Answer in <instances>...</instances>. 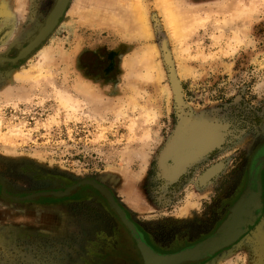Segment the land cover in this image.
Instances as JSON below:
<instances>
[{
  "label": "rangeland",
  "instance_id": "obj_1",
  "mask_svg": "<svg viewBox=\"0 0 264 264\" xmlns=\"http://www.w3.org/2000/svg\"><path fill=\"white\" fill-rule=\"evenodd\" d=\"M54 1L0 0V57L32 39ZM262 143L264 0H69L25 58L0 64L6 194L95 181L157 252L213 232ZM0 264L142 263L85 185L24 201L0 186ZM197 264H264V170L259 219Z\"/></svg>",
  "mask_w": 264,
  "mask_h": 264
},
{
  "label": "water",
  "instance_id": "obj_2",
  "mask_svg": "<svg viewBox=\"0 0 264 264\" xmlns=\"http://www.w3.org/2000/svg\"><path fill=\"white\" fill-rule=\"evenodd\" d=\"M69 0H63L62 10L56 20L52 23L50 29L45 30L42 34L47 19L56 7L58 0L54 4L44 19L43 24L39 27L36 34L23 47H20L13 58L0 57V64H15L17 61L25 58L37 45H39L47 35L52 31L58 19L61 17ZM39 36V37H38ZM179 97V95H178ZM264 167V144L260 145L252 154L247 169V180L243 190L234 203L227 209L224 219L218 224L213 232L204 239L182 248L178 251L161 254L150 248L140 237L136 228L126 217L124 211L113 199L110 191L92 180H81L63 189L62 191H51L34 193L22 198L9 197L4 192V184L0 178L1 194L13 201L34 199L38 196L66 197L80 186H90L100 197H102L110 211L117 217L121 225L127 230L134 241L135 248L139 254L142 264H197L205 259L212 257L219 251L228 248L238 241L247 233L249 227L253 226L261 215V182L260 171Z\"/></svg>",
  "mask_w": 264,
  "mask_h": 264
},
{
  "label": "bare ground",
  "instance_id": "obj_3",
  "mask_svg": "<svg viewBox=\"0 0 264 264\" xmlns=\"http://www.w3.org/2000/svg\"><path fill=\"white\" fill-rule=\"evenodd\" d=\"M62 4H63V0H58V3H57V5H56V7L53 9V11H52V13H51V15L49 16V18L47 19V21H46V24L44 25L45 27L44 28H42V30H41V33L40 34H42L45 30H49L50 29V27H51V25H52V23L56 20V18L58 17V15L60 14V12H61V10H62ZM166 11V10H165ZM166 14H167V18L170 20V23L169 24H171L172 25V28L174 27V19H175V21L177 20L176 19V17L174 16V14L173 13H171V11L170 12H165ZM177 17H178V15H177ZM174 22V23H173ZM178 22H180L179 24H178ZM177 22V24L178 25H176V26H178L177 28H176V26L173 28L174 30H172V31H174L173 33H174V35L176 34L175 32H178L179 33V31L180 30H178V31H176L178 28H179V25L180 24H182L181 23V21H178ZM169 24H168V26H169ZM191 26V25H190ZM175 28H176V30H175ZM171 29V28H170ZM180 29V28H179ZM184 29V28H183ZM182 29V30H183ZM180 34V33H179ZM178 34V35H179ZM39 37V36H38ZM177 84H174V90L176 91L177 90ZM206 132H208V131H201V132H198V133H195V134H189L188 136H186V139H187V141H190L191 140V138H193V136H202V135H206L207 133ZM209 133V132H208ZM211 134V133H210ZM209 134V135H210ZM198 138H200V137H198ZM208 139V138H207ZM209 140V139H208ZM207 143V142H206ZM183 142L181 141V142H179L178 143V146H177V150L178 149H180V147H183ZM199 146V145H198ZM187 147H191V145L190 146H187ZM186 147V148H187ZM193 147V146H192ZM195 147V146H194ZM175 149V150H176ZM179 153V152H178ZM174 154V153H173Z\"/></svg>",
  "mask_w": 264,
  "mask_h": 264
},
{
  "label": "flooded vegetation",
  "instance_id": "obj_4",
  "mask_svg": "<svg viewBox=\"0 0 264 264\" xmlns=\"http://www.w3.org/2000/svg\"><path fill=\"white\" fill-rule=\"evenodd\" d=\"M262 144H264V143H262ZM262 144H260V145H262ZM259 145V146H260ZM258 146V147H259ZM257 147V148H258ZM256 148V149H257ZM255 149V150H256ZM254 150V151H255ZM254 151L252 152V154L254 153ZM252 154L250 155V158H251V156H252ZM250 158H249V161H248V164H247V168H246V180H247V169H248V165H249V162H250ZM263 170H264V167L261 169V171H260V182H261V190H262V172H263ZM246 180H245V183H246ZM244 186H245V184H244ZM244 188V187H243ZM243 190V189H242ZM57 191H62V190H57ZM4 192H5V189H4ZM43 192H51V191H43ZM6 193V192H5ZM36 193H41V192H36ZM32 194H34V193H32ZM7 195V194H6ZM29 195H31V194H29ZM71 195V194H70ZM240 195V194H239ZM26 196H28V195H26ZM9 197H11V196H9ZM23 197H25V196H23ZM67 197V196H66ZM6 198V197H5ZM18 198H22V197H18ZM39 198H47V199H57V198H64V197H53V196H38V197H36V198H34V199H29V200H37V199H39ZM238 198V197H237ZM7 199H10V198H7ZM13 201V200H12ZM18 201H24V200H18ZM261 202H262V191H261ZM234 203V202H233ZM232 203V204H233ZM125 213V212H124ZM261 213H262V209H261ZM227 214V213H226ZM126 215V214H125ZM226 216V215H225ZM127 217V216H126ZM224 219V218H223ZM222 219V220H223ZM259 219V218H258ZM129 220V219H128ZM133 224V223H132ZM134 225V224H133ZM134 227H135V225H134ZM136 228V227H135ZM250 228V227H249ZM136 231L138 232V234L140 235V237L145 241V238H144V236H143V234L141 233V231H139V230H137V228H136ZM128 233V232H127ZM128 236L131 238V236L129 235V233H128ZM207 237V236H206ZM132 239V238H131ZM204 239V238H203ZM133 240V239H132ZM202 240V239H201ZM200 241V240H199ZM134 242V241H133ZM145 243L150 247V248H152L146 241H145ZM194 244V243H193ZM192 245V244H191ZM188 246H190V245H188ZM188 246H186V247H188ZM185 248V247H184ZM153 249V248H152ZM154 250V249H153ZM155 252H157L156 250H154ZM158 253H161V252H158ZM172 253V252H171ZM161 254H167V253H161Z\"/></svg>",
  "mask_w": 264,
  "mask_h": 264
}]
</instances>
